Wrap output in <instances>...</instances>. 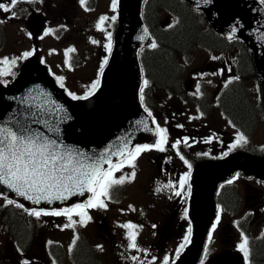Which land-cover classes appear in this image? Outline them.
<instances>
[{
  "label": "flooded vegetation",
  "instance_id": "1",
  "mask_svg": "<svg viewBox=\"0 0 264 264\" xmlns=\"http://www.w3.org/2000/svg\"><path fill=\"white\" fill-rule=\"evenodd\" d=\"M101 1L102 5L100 6V2L96 5L95 0H87L85 7L89 10L85 11L79 0H48L50 4H46L47 6H45L46 0H36L35 3L22 0L15 9L16 18L8 19V14L0 12V20L4 21L0 23V59L7 57L10 60L13 58L17 60L11 73L8 76L0 77V85L6 86L16 77L17 70L24 60L18 49H14L11 45V35L22 37V34H25L28 36L30 16L40 15L45 18L51 13H55L59 17V31L63 33H70L73 37L75 35L76 37L91 38V40L94 38L95 44H98L96 39L99 40L101 34L105 35L103 43H99L102 52L93 73L85 72L77 77V80L87 82L90 86L97 82L101 64L104 67L107 65L104 62L105 60L108 62L117 30V9L115 12L112 11V0ZM257 1L261 3V0ZM261 4L264 7V3ZM49 5L52 8H49ZM101 16L108 17L103 25L104 31H98L95 27ZM113 16L116 17L115 21L111 19ZM149 18L150 15L147 18L145 15V23L153 38L155 29L150 26ZM109 34L111 36L110 51L104 47L109 43L107 39ZM37 38H34V41ZM148 49L152 50L150 48L140 50L142 52L140 66L143 75L140 88L143 87L145 80L148 81V86L144 88L142 105L152 113L150 118L156 121L155 127L167 130L169 143L165 146L166 150L158 152L153 149L141 153L134 161V167L128 165L126 156L124 167L114 174L116 178L124 176L125 183L115 186L111 190V199L105 201L107 210H88L91 220L86 226L81 227L77 223L74 227L65 228L64 225L68 223L65 217L42 216L37 220L35 217L29 216L27 211L16 207L4 210L0 206V220H3L2 223L6 226L2 227L0 222V231L2 228H5L6 231V235L0 234V239L9 241L15 252L22 253L21 257L19 254H14L16 259L14 264H21L23 260H27L29 264H53V261L55 264H76L75 255L78 248L89 254L93 264H99L97 261L101 253L102 256L105 254L110 256L114 264H148L146 257L150 248L168 243L180 246L184 243L183 238L189 234L190 173L202 161L217 160L226 156L225 153L229 154V146L235 142L236 129H239L248 140L247 136L252 127H250L251 124L244 126L239 123L226 105L227 93L230 89L235 88L236 84L232 81L225 87L229 80L226 78L228 73L225 63H207V68L212 73L222 70V74L212 75L208 80L196 79L200 91L204 93L203 96L195 89L196 93H190L192 87L189 81L195 71L200 74L206 71L204 66L198 65L206 61L205 54L198 52L197 60L191 62L184 61L183 57H180L179 63L176 62L178 65L175 79H157L146 64L145 52ZM13 51L15 54H12ZM191 54L195 59V53ZM187 56L190 58V55ZM178 74H180L179 78H177ZM51 76L61 87L57 78L62 76ZM62 78L63 87L61 88L71 99L72 95L89 96L98 88L97 84L96 88L90 91L87 89L83 91L80 88L72 89L68 86L67 80ZM176 81L180 85L179 89L175 88ZM157 89L162 90L157 93ZM188 104L189 109L187 108ZM249 107L252 110L256 109L252 105ZM215 118L221 120L222 123L216 122ZM250 120L252 123V116ZM184 138H187L188 144L184 143ZM177 140H180V144L177 149H173L171 144ZM155 141L151 144H154ZM177 151L188 164L180 159V156L176 154ZM133 172H135L134 177L131 175ZM185 175L188 176V180L181 190L179 180ZM247 182L245 185L248 204L244 213L255 217L261 216L264 214V190L260 186L264 187V183L252 180ZM157 187L161 191L157 192ZM235 188L233 183L219 186L216 192V201L220 207L234 209L237 206ZM176 191H180L181 194L175 195ZM73 219L78 220L79 218L73 217ZM10 220H15L27 230L28 236L24 240L16 237L11 231L8 224ZM125 223L137 225L136 243L139 250L128 249V240L126 239L128 230L121 227ZM214 223H216V218L212 225ZM74 236L78 237L75 245L72 244ZM228 242L230 241L228 240ZM34 243H38V253L27 255L26 251ZM97 245H102L103 251H99ZM69 247L72 248L71 252H69ZM132 256H136L138 259L134 262L131 260Z\"/></svg>",
  "mask_w": 264,
  "mask_h": 264
},
{
  "label": "water",
  "instance_id": "2",
  "mask_svg": "<svg viewBox=\"0 0 264 264\" xmlns=\"http://www.w3.org/2000/svg\"><path fill=\"white\" fill-rule=\"evenodd\" d=\"M197 10H202L214 31L225 37L236 36L246 44L261 80L264 100V13L253 0H185ZM142 0H120V30L115 48L104 75L100 91L84 101L69 102L39 67L30 59L21 67L17 79L6 88L0 87V127L13 130L25 128L31 133L56 140L62 148L70 149L81 159L120 160L137 142L151 141L153 128L141 111L136 96L139 85L137 61L131 46L149 44V37L140 40L144 27L140 20ZM40 20L32 18L31 28L37 32ZM235 31L233 32V29ZM91 162V161H89ZM102 168L108 167L102 164ZM242 170L264 180V158L244 153L231 154L228 158L202 167L193 175V204L191 211L192 234L182 254L174 264H195L200 256L204 237L214 216L213 194L215 186ZM205 177L201 179V174ZM200 191V193L198 192ZM0 193L18 201L27 208H66L84 196L73 195L67 201L52 205L31 204L17 194L0 186ZM199 195V196H198ZM170 264H173L170 263ZM208 264H242L237 253L230 252L213 258Z\"/></svg>",
  "mask_w": 264,
  "mask_h": 264
},
{
  "label": "snow or ice",
  "instance_id": "3",
  "mask_svg": "<svg viewBox=\"0 0 264 264\" xmlns=\"http://www.w3.org/2000/svg\"><path fill=\"white\" fill-rule=\"evenodd\" d=\"M22 0H0V12L8 14L7 18L12 19L17 17V12L15 9ZM23 2L35 3L36 0H23ZM205 4L209 0H203ZM79 3L84 7L85 11L89 9L85 7L87 0H79ZM264 3V0H261ZM117 9V0H112V11L115 12ZM108 17L101 16L96 23L95 27L98 31H104L103 25ZM115 21L116 17H111ZM0 20V23H3ZM171 27V25H169ZM235 28L233 29V32ZM53 33V29L48 28L44 31L43 35L48 36ZM148 35L147 29H144V34L139 37L140 40H144ZM43 38V37H41ZM109 43L105 44L104 47L108 51L111 50V36L107 37ZM229 40L233 39L232 36L228 37ZM95 43V41H93ZM152 49L157 48L155 41L150 44ZM75 49L68 48L65 51V64L69 65L70 57L69 53L74 52ZM31 51L22 53L21 58L27 59L32 56ZM216 59V57H213ZM17 60L15 58L9 59L7 57L0 59V77L8 76L11 73V69L15 66ZM104 63H107L105 60ZM104 65L101 64L100 70L103 71ZM220 72H213L211 75H220ZM207 75L206 73H201L200 76L203 77ZM239 79V77H235ZM57 82L63 87V78L58 77ZM99 81L91 85L92 89H95ZM211 83V81H209ZM232 83V78H230L225 87ZM148 86V81L145 80L143 87L140 88V100L143 103L144 100V88ZM197 93H200V86H196ZM71 95V94H70ZM87 95L84 97H77L72 95V99H86ZM145 111H148L145 109ZM148 116L151 117L152 113L148 111ZM152 123L155 124L156 121L153 119ZM182 127V126H181ZM157 139L154 144L142 145L135 147L131 152L127 154L128 165L134 167V161L137 157L147 151L156 150L158 152H164L166 150V145L168 141V133L165 128H156ZM184 143L188 144L187 138H184ZM248 143L247 138L242 134H237L235 142L229 146V151L236 149L238 147H243ZM180 144V140L171 144L173 149H177ZM180 156L181 160L184 157L180 155V152L176 153ZM83 153L79 156L74 154L70 149L62 148L56 140H49L46 137L36 135L31 133L27 129L21 127L17 130H13L11 127H0V186L10 190L11 192L22 197L31 204L39 206L42 203L52 205L54 202H64L67 201L73 195L84 196L89 193L86 202L76 203L70 207L50 209V208H33L26 209L27 214L31 217H35L39 220L42 216L47 217H65L68 221L64 225L65 228L74 227L77 223L83 227L86 226L91 216L89 215V209H103L107 210L106 200L111 199V190L118 185H123L125 183V177L120 176L116 178L114 176L115 172L120 171L124 167V159H121L118 163H113L111 159H100L91 160L90 157L81 159ZM126 154L121 151L120 156L124 157ZM227 155V153H225ZM91 161V162H89ZM185 164H188L184 160ZM102 164H107V168H102ZM190 168L191 165L189 164ZM132 177L135 176L133 172ZM188 176H182L179 180V187L183 190L184 185L187 183ZM233 179H230L227 183L232 184ZM159 192L161 189L156 188ZM180 191H176L175 195L179 196ZM7 205H13L15 202L12 199H6ZM16 208H23L20 203H15ZM187 215V212H185ZM73 217H78V220H74ZM220 222V210L217 211L216 223L212 225V231H215L217 224ZM122 228L127 229L126 239L128 240V249L139 250L136 239H137V225L133 223H125L121 225ZM155 227V225H153ZM191 229H189V234L186 235L184 243H182L177 249L176 254L179 255L181 250L186 246L190 239ZM264 236V233H262ZM209 240L212 239V233L209 232ZM78 237L73 238L72 244L75 245ZM241 242L237 245L238 251L243 254V259L245 264H248L250 249H249V239L245 233H240ZM51 243V242H49ZM99 251H103L102 245H97ZM72 248L69 247V252ZM138 258L132 256L131 260L136 261ZM155 259V258H153ZM21 264H29L27 260H23ZM53 264L55 262L53 261ZM163 264H169L168 257H165ZM174 264V262H173Z\"/></svg>",
  "mask_w": 264,
  "mask_h": 264
},
{
  "label": "rangeland",
  "instance_id": "4",
  "mask_svg": "<svg viewBox=\"0 0 264 264\" xmlns=\"http://www.w3.org/2000/svg\"><path fill=\"white\" fill-rule=\"evenodd\" d=\"M46 1L47 2L45 3V6H47L46 4H50L48 0ZM95 1L96 5H98L99 2L100 6L102 5L101 0ZM103 1L105 2V0ZM49 8H52V6L49 5ZM164 18L165 17L162 16L161 21L167 20V18ZM58 21L59 17L55 13H51L50 15L44 18V23L45 30L48 28L53 29L52 34L48 36L41 35L36 39V41H34L30 33H28V36L22 34V37L15 36L13 34L11 35V45H13L14 49L17 48L21 54L27 51H31L32 53H35L37 51L40 54V60L42 59L41 62L45 63L48 69H50L52 72L58 71L57 69L61 67L68 68L66 70L68 73H65L67 76L64 75V78L67 80L68 86L73 89L75 88V77H78L79 75H82L85 72L93 73L94 69L97 67V61L100 59L102 52V47L99 43H103V40H105V35L101 34L99 36V40L96 39L99 44L98 45L93 43V41L95 40L94 38H92L91 40V38L76 37L75 35L73 37L70 33H63L59 31ZM21 40L23 43L21 42ZM68 48L75 49L74 52L69 53L70 66L65 64L64 54ZM12 54H15V52L13 51ZM197 57V53L195 54V59L192 58L191 54L189 62L196 61ZM73 66L76 68H74ZM89 85V83L83 82L80 87L82 90H84ZM246 86L249 90H251L250 96L255 98L257 93V85L255 84V81H250L246 83ZM187 108L189 109V106ZM251 142L253 145L258 147L264 146V124L262 121H259V123L256 124V128L251 136ZM234 182L237 183V187L240 194L239 205L234 214H222L223 216L221 217V221H225L230 225L233 224L236 218L242 216L247 206V191L245 184H247L248 182L243 178H238L236 181L234 180ZM256 187L259 188V186ZM260 188L262 187L260 186ZM0 203L1 205H3L2 200L0 201ZM1 226L6 227L4 223H2ZM245 227L247 228L246 230L250 234V236L257 235L262 229H264V214L260 217H252V219L249 220L248 225L244 224V228ZM220 230L221 229L217 230V234L215 231H213L212 239L208 240L206 246V256L218 254L219 252H222L224 250H229L233 246L232 245L230 247L224 243L225 238H221L222 236H220ZM0 234L6 235L5 228L1 229ZM232 240L236 246L241 242L240 237L236 232L232 233ZM0 243L2 244L0 245V264H14L16 260L14 254L17 253L12 249L10 242L0 239ZM172 244L168 243L165 245H159L150 248V250H148L147 252V262L149 264L163 263L164 258L168 257V255L170 254L172 247L174 249H177V245H175V243L174 245ZM36 250L37 248L34 247L30 253H34L36 252ZM98 258L100 264H112L109 257L99 255Z\"/></svg>",
  "mask_w": 264,
  "mask_h": 264
},
{
  "label": "trees",
  "instance_id": "5",
  "mask_svg": "<svg viewBox=\"0 0 264 264\" xmlns=\"http://www.w3.org/2000/svg\"><path fill=\"white\" fill-rule=\"evenodd\" d=\"M144 6V14L146 18L150 15V26L155 29L154 37L157 44V48L145 52L146 64L157 79H175L178 64L174 60V52L184 51L193 42H216L211 31L205 29L207 25L201 15L192 11L184 2L180 0H146ZM158 8L176 17V25L167 30H161L156 26L154 11L155 9L157 11ZM240 69L244 72L251 70V63L246 52L241 54ZM226 105L239 123L244 126L251 124L253 110L244 101L237 86L227 93ZM8 224L16 237L24 240L28 236L27 230L15 220L8 221ZM251 252L253 264H264V236L252 242ZM75 259L76 264H93L89 254L81 248H78Z\"/></svg>",
  "mask_w": 264,
  "mask_h": 264
}]
</instances>
